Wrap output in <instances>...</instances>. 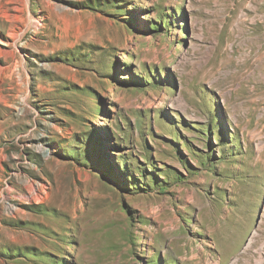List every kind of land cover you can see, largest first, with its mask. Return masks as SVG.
<instances>
[{
    "label": "rangeland",
    "instance_id": "1",
    "mask_svg": "<svg viewBox=\"0 0 264 264\" xmlns=\"http://www.w3.org/2000/svg\"><path fill=\"white\" fill-rule=\"evenodd\" d=\"M0 264H264V0H0Z\"/></svg>",
    "mask_w": 264,
    "mask_h": 264
},
{
    "label": "bare ground",
    "instance_id": "2",
    "mask_svg": "<svg viewBox=\"0 0 264 264\" xmlns=\"http://www.w3.org/2000/svg\"><path fill=\"white\" fill-rule=\"evenodd\" d=\"M15 192H16V191H15ZM18 193H19V192H18ZM8 206H9V207H11V206H12V204L8 203Z\"/></svg>",
    "mask_w": 264,
    "mask_h": 264
}]
</instances>
